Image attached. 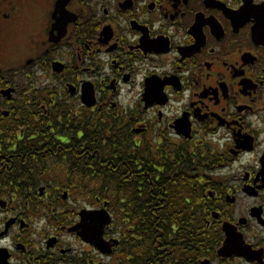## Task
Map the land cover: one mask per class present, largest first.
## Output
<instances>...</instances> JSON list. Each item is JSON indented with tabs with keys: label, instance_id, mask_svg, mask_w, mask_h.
Segmentation results:
<instances>
[{
	"label": "flooded vegetation",
	"instance_id": "1",
	"mask_svg": "<svg viewBox=\"0 0 264 264\" xmlns=\"http://www.w3.org/2000/svg\"><path fill=\"white\" fill-rule=\"evenodd\" d=\"M0 264H264V0H0Z\"/></svg>",
	"mask_w": 264,
	"mask_h": 264
},
{
	"label": "trees",
	"instance_id": "2",
	"mask_svg": "<svg viewBox=\"0 0 264 264\" xmlns=\"http://www.w3.org/2000/svg\"><path fill=\"white\" fill-rule=\"evenodd\" d=\"M135 188L136 187H133L134 190H135ZM113 190L117 192V193L113 192V194L118 195V197L114 203L116 208L118 209V211L120 213H121V210L123 208L124 213H125L126 212V205L122 204V199H121V192H122L123 188L113 187ZM107 191H108V189H106L105 187H98L97 188V193H98L97 195L98 196L99 195L104 196L105 194H107ZM193 200L194 201H193L192 219L191 220L187 219V221H191V230L188 229V224H185V220L180 221L179 218L176 219L175 223L177 224L178 227L180 226L181 228L178 229L176 231V233H173L172 219H163L162 218V219H159L158 221H159V224L161 227V232H162L161 237H160L161 247L162 248H169V246H171V243L173 241L175 242V244H180L181 239L185 240L186 238H188L189 235H191L190 238L192 239L191 242H192V247H193V261L195 262V249H196V246L201 242V238H202V234L200 232L201 227H202V225H201L202 221L200 218V213H199L197 201H195V197ZM130 204L134 207V212L132 213L133 216L126 217L121 213L120 217H123V219L125 218L126 222L128 223V227L133 230V236H132V238H133L134 236L137 235V230L140 226L141 220H139L137 213L135 212V210H136L135 207L137 206V202L135 201V199L130 200ZM145 224H146V226H149L151 229H153V227H154L151 219L145 220ZM132 238H131V241H133ZM134 241H136V240H134ZM149 243H153V239H150ZM134 244H136V243L134 242ZM172 256L169 257L170 260H174L175 258H177V259L179 258L181 261H184V259H185L184 253L180 255V253L178 251H175Z\"/></svg>",
	"mask_w": 264,
	"mask_h": 264
},
{
	"label": "water",
	"instance_id": "3",
	"mask_svg": "<svg viewBox=\"0 0 264 264\" xmlns=\"http://www.w3.org/2000/svg\"><path fill=\"white\" fill-rule=\"evenodd\" d=\"M88 213L89 214L84 216L86 225L84 226L81 235L91 241L102 252H106L107 244H105L102 235L105 225L110 221V217L105 209L88 211Z\"/></svg>",
	"mask_w": 264,
	"mask_h": 264
}]
</instances>
